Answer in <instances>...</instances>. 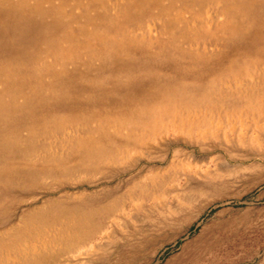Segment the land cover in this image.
I'll list each match as a JSON object with an SVG mask.
<instances>
[{
	"label": "rangeland",
	"instance_id": "rangeland-1",
	"mask_svg": "<svg viewBox=\"0 0 264 264\" xmlns=\"http://www.w3.org/2000/svg\"><path fill=\"white\" fill-rule=\"evenodd\" d=\"M0 88V264H264V0H0Z\"/></svg>",
	"mask_w": 264,
	"mask_h": 264
},
{
	"label": "bare ground",
	"instance_id": "bare-ground-1",
	"mask_svg": "<svg viewBox=\"0 0 264 264\" xmlns=\"http://www.w3.org/2000/svg\"><path fill=\"white\" fill-rule=\"evenodd\" d=\"M130 1V0H129ZM223 1V0H222ZM225 1V0H224ZM121 2V1H120ZM169 2V1H168ZM208 2V1H207ZM218 2V1H217ZM216 2V3H217ZM170 3V2H169ZM219 3H220V1H219ZM225 3V2H224ZM73 4V3H72ZM130 4V3H129ZM181 4V3H180ZM234 4V3H233ZM119 5V4H118ZM46 6V5H45ZM101 6H103V5H101ZM180 6V5H179ZM120 8V7H119ZM118 8V9H119ZM124 8V7H123ZM105 9V8H104ZM116 9V8H115ZM110 10V9H109ZM123 10V9H122ZM125 10H126V8H125ZM115 11V10H114ZM118 11V10H117ZM192 11V10H191ZM92 12V11H91ZM107 12V11H106ZM188 12H190V11H188ZM193 12V11H192ZM37 13V12H36ZM113 13V12H112ZM157 13H158V11H157ZM178 13V12H177ZM191 13V12H190ZM192 14V13H191ZM107 15V14H106ZM183 15V14H182ZM116 16V15H115ZM174 16V15H173ZM244 16V15H243ZM45 17V16H44ZM177 17V16H176ZM197 17V16H196ZM41 18V17H40ZM117 18H118V16H117ZM36 19V18H35ZM243 19V18H242ZM166 20V19H165ZM176 20V19H175ZM196 21V20H195ZM66 22V21H65ZM201 22V21H200ZM99 23V22H98ZM188 23V22H187ZM194 23V22H193ZM247 23V22H246ZM249 23V22H248ZM180 25V24H179ZM76 26V25H75ZM142 26V25H141ZM164 26V25H163ZM183 26H184V24H183ZM188 26V25H187ZM148 27V26H147ZM168 27H169V25H168ZM141 29V28H140ZM192 29V28H191ZM201 29V28H200ZM98 30V29H97ZM184 30H186L185 28H184ZM198 30V29H197ZM99 31V30H98ZM97 31V32H98ZM164 31V30H163ZM176 31V30H175ZM180 31V30H179ZM201 31V30H200ZM205 31V30H204ZM131 32V31H130ZM185 32V31H184ZM191 32H192V30H191ZM191 32H188V33H191ZM194 32V31H193ZM192 32V33H193ZM204 33V32H203ZM206 35V34H205ZM85 36H86V34H85ZM135 36V35H134ZM196 36V35H195ZM191 38H192V36H191ZM113 39V38H112ZM186 39V38H185ZM114 40V39H113ZM124 40V39H123ZM140 40H143V39H140ZM182 40V39H181ZM188 40H189V38H188ZM188 40H185V42L186 41H188ZM192 40V39H191ZM146 41V40H145ZM193 41V40H192ZM144 42V41H143ZM197 42V41H196ZM203 42V41H202ZM205 42V41H204ZM210 42H211V40H210ZM196 44V43H195ZM189 45V44H188ZM224 45V44H223ZM193 46V45H192ZM196 46V45H195ZM149 47V46H148ZM189 48V47H188ZM16 49V48H15ZM185 49V48H184ZM87 50V49H86ZM189 50V49H188ZM185 52V51H184ZM193 54V53H192ZM92 55V54H91ZM109 55V54H108ZM200 55V54H199ZM124 57H126V56H124ZM124 57H122V58H124ZM211 57V56H210ZM215 57V56H214ZM127 59H128V57H126ZM202 58V57H201ZM95 60V59H94ZM166 60V59H165ZM52 61V60H51ZM105 61V60H104ZM50 63V62H49ZM61 63V62H60ZM99 63V62H98ZM102 63V62H101ZM253 65V64H252ZM260 65V64H259ZM256 66V65H255ZM254 66V67H255ZM42 67V66H41ZM247 70L245 69V72H246ZM249 71V70H248ZM251 71V70H250ZM245 74V73H244ZM254 74V73H253ZM67 75V74H66ZM235 76V75H234ZM229 77V76H228ZM236 77V76H235ZM241 77V76H240ZM244 77H245V75H244ZM223 78V77H222ZM48 79V78H47ZM127 79V78H126ZM237 79V78H236ZM241 79H242V77H241ZM245 79V78H244ZM247 79V78H246ZM245 79V80H246ZM257 79H258V77H257ZM221 80H223V79H221ZM126 81V80H125ZM259 81H260V79H259ZM127 82V81H126ZM226 82H227V80H226ZM233 82V81H232ZM233 84V83H232ZM221 85V84H220ZM224 86V85H223ZM222 86V87H223ZM238 87H239V85H237ZM213 87V86H212ZM211 87V88H212ZM250 87V86H249ZM191 88V87H190ZM236 88V87H235ZM234 88V89H235ZM245 88V87H244ZM1 89V88H0ZM229 89V88H228ZM227 89V90H228ZM233 89V90H234ZM250 89V88H249ZM248 89V90H249ZM213 90V89H212ZM218 90V89H217ZM216 90V91H217ZM220 90V89H219ZM243 90V89H242ZM241 90V91H242ZM232 92V91H231ZM252 92V91H251ZM209 93V92H208ZM216 93V92H215ZM218 93V92H217ZM250 93V92H249ZM206 94V93H205ZM228 94V93H227ZM219 95V94H218ZM225 95V94H224ZM223 95V96H224ZM249 95V94H248ZM93 96V95H92ZM208 96V95H207ZM220 96V95H219ZM233 96V95H232ZM257 96V95H256ZM264 96V95H263ZM209 97V96H208ZM213 97V96H212ZM215 97V96H214ZM217 97V96H216ZM255 97V96H254ZM182 98V97H181ZM220 99H222L221 97H220ZM226 99V98H225ZM232 98H230V100H231ZM261 99V98H260ZM187 100V99H186ZM210 100V99H209ZM242 100H243V98H242ZM258 100V99H257ZM207 101V100H206ZM218 101V100H217ZM241 101V100H240ZM251 101V100H250ZM255 101V100H254ZM259 101V100H258ZM21 102V101H20ZM187 102V101H186ZM189 102V101H188ZM242 102V101H241ZM253 102V101H252ZM190 103V102H189ZM221 103H222V101H221ZM229 103V102H228ZM176 104V103H175ZM223 104V103H222ZM226 104V103H225ZM233 104V103H232ZM261 104V103H260ZM189 105V104H188ZM211 105H213V104H211ZM218 105V104H217ZM229 105H231V104H229ZM239 104H237V106H238ZM173 106H175L174 104H173ZM196 106V105H195ZM202 106V105H201ZM201 106H199V107H201ZM236 106V105H235ZM241 106V105H240ZM246 106V105H245ZM252 106H254V105H252ZM170 107V106H169ZM227 107V106H226ZM229 107V106H228ZM246 107H248V106H246ZM163 108H165V107H163ZM177 108V107H176ZM185 108V107H184ZM190 108V107H189ZM211 108H212V106H211ZM210 108V109H211ZM237 108V107H236ZM244 108V107H243ZM242 108V109H243ZM250 108V107H249ZM256 108V107H255ZM156 109V108H155ZM193 109V108H192ZM238 109H240V108H238ZM245 109V108H244ZM182 110V109H181ZM185 110V109H184ZM194 110V109H193ZM201 110V109H200ZM205 110V109H204ZM232 110V109H231ZM230 110V111H231ZM183 111V110H182ZM181 111V112H182ZM188 111L190 112V110L188 109ZM217 111V110H216ZM237 111V110H236ZM243 111V110H242ZM248 111V110H247ZM262 111H263V109H262ZM168 112V111H167ZM173 112V111H172ZM171 112V113H172ZM257 112H259V111H257ZM184 113V112H183ZM192 113V112H191ZM232 113V112H231ZM250 113V112H249ZM152 114H154L153 113V111H152ZM160 114V113H159ZM162 114H164V112L162 113ZM194 114V113H193ZM205 114V113H204ZM234 114V113H233ZM248 114V113H247ZM251 114V113H250ZM262 114V113H261ZM165 115H167V113L165 114ZM169 115V114H168ZM210 115V114H209ZM212 115V114H211ZM218 115V114H217ZM230 115V114H229ZM240 115V114H239ZM150 116V115H149ZM180 116V115H179ZM228 116V115H227ZM227 116H225V117H227ZM231 116V115H230ZM235 116V115H234ZM257 116V115H256ZM59 118V117H58ZM161 118V117H160ZM201 118V117H200ZM204 118V117H203ZM61 119V118H60ZM152 119V118H151ZM202 119V118H201ZM228 119V118H227ZM226 119V120H227ZM264 119V118H263ZM169 120V119H168ZM212 120H213V118H212ZM224 120V119H223ZM237 120V119H236ZM251 120V119H250ZM249 120V121H250ZM262 120V119H261ZM64 121V120H63ZM204 121V120H203ZM264 121V120H263ZM56 122V121H55ZM101 122V121H100ZM105 122V121H104ZM155 122H156V120H155ZM208 122V121H207ZM217 122H218V120H217ZM82 123V122H81ZM188 123V122H187ZM239 123V122H238ZM241 123H242V120H241ZM55 124V123H54ZM77 124V123H76ZM85 124V123H84ZM96 124V123H95ZM198 124V123H197ZM72 125V124H71ZM106 125V124H105ZM190 125V124H189ZM203 125V124H202ZM217 125H218V123H217ZM239 125V124H238ZM74 126V125H73ZM96 126V125H95ZM110 126V125H109ZM130 126V125H129ZM232 126H233V124H232ZM231 126V127H232ZM63 127V126H62ZM68 127V126H67ZM89 127V126H88ZM93 127V126H92ZM97 127H99V126H97ZM115 127V126H114ZM187 127V126H186ZM185 127V128H186ZM218 127V126H217ZM258 127V126H257ZM64 128V127H63ZM94 128V127H93ZM107 128H109V127H107ZM132 128H136L135 126L134 127H132ZM147 128V127H146ZM145 128V129H146ZM162 128V127H161ZM218 128H220V127H218ZM59 129V128H58ZM66 129H68V128H66ZM83 129V128H82ZM121 129V128H120ZM155 129H156V127H155ZM217 129V128H216ZM221 129V128H220ZM239 129V128H238ZM64 130V129H63ZM90 130V129H89ZM152 130V129H151ZM154 130V129H153ZM166 130V129H165ZM187 130V129H186ZM194 130V129H193ZM74 131V130H73ZM94 131V130H93ZM143 131V130H142ZM251 131V130H250ZM103 132H104V130H103ZM136 132V131H135ZM141 132V131H140ZM154 132V131H153ZM182 132V131H181ZM56 133V132H55ZM70 133V132H69ZM68 133V134H69ZM102 133V132H101ZM130 133V132H129ZM133 133V132H132ZM138 133V132H137ZM142 133V132H141ZM169 133V132H168ZM197 133V132H196ZM25 134V133H24ZM28 134V133H27ZM26 134V135H27ZM80 134V133H79ZM161 134V133H160ZM170 134V133H169ZM239 134H241V133H239ZM62 135V134H61ZM89 135V134H88ZM149 135V134H148ZM168 135V134H167ZM174 135V134H173ZM212 135V134H211ZM215 135V134H214ZM219 135V134H218ZM230 135V134H229ZM25 136V135H24ZM57 136V135H56ZM55 136V137H56ZM90 136H92L91 134H90ZM224 136H226V135H224ZM256 136V135H255ZM54 137V136H53ZM146 137V136H145ZM161 137V136H160ZM168 137V136H167ZM236 137H238V136H236ZM58 138H59V136H58ZM62 138H63V136H62ZM70 138V137H69ZM86 138V137H85ZM90 138V137H89ZM120 138V137H119ZM142 138V137H141ZM170 138V137H169ZM224 138V137H223ZM53 139V138H52ZM92 139H93V137H92ZM135 139H136V137H135ZM138 139V138H137ZM167 139V138H166ZM173 139V138H172ZM216 139V138H215ZM42 140V139H41ZM49 140V139H48ZM71 140V139H70ZM77 140V139H76ZM90 140V139H89ZM199 140V139H198ZM197 140V141H198ZM256 140V139H255ZM31 141V140H30ZM35 141V140H34ZM213 141V140H212ZM258 141V140H257ZM32 142V141H31ZM48 142V141H47ZM64 142H65V139H64ZM71 142V141H70ZM78 142V141H77ZM145 142V141H144ZM36 143V142H35ZM68 143V142H67ZM73 143V142H72ZM76 143V142H75ZM201 143V142H200ZM24 144V143H23ZM65 144V143H64ZM217 144V143H216ZM20 145V144H19ZM51 145V144H50ZM110 145V144H109ZM114 145V144H113ZM139 145V144H138ZM166 145V144H165ZM201 145H203V144H201ZM259 145V144H258ZM263 145V144H262ZM22 146V145H21ZM61 147H62V144H61ZM135 147H137V146H134V147H132V148H135ZM46 148V147H45ZM49 148V147H48ZM174 148V147H173ZM184 148V147H183ZM201 148V147H200ZM223 148V147H222ZM119 149V148H118ZM128 149V148H127ZM155 149V148H154ZM175 149V148H174ZM114 150H115V147H114ZM124 150V149H123ZM136 150V149H135ZM141 150H143L142 148H141ZM157 150V149H156ZM190 150V149H189ZM260 150V149H259ZM45 151V150H44ZM50 151V150H49ZM69 151V150H68ZM71 151V150H70ZM109 151H111V150H109ZM109 151H108V153H109ZM116 152H117V150H115ZM131 151V150H130ZM231 151V150H230ZM37 152V151H36ZM46 152V151H45ZM55 152V151H54ZM67 152V151H66ZM167 152V151H166ZM50 153V152H49ZM97 153H98V151H97ZM132 153V152H131ZM136 153V152H135ZM134 153V154H135ZM239 153V152H238ZM58 154V153H57ZM68 154V153H67ZM99 154V153H98ZM110 154H111V152H110ZM39 155V154H38ZM130 155V154H129ZM245 155V154H244ZM247 155H248V153H247ZM30 156H31V154H30ZM195 156V155H194ZM255 156V155H254ZM22 157H23V155H22ZM29 157V156H28ZM43 157H44V155H43ZM49 157V156H48ZM56 157V156H55ZM66 157V156H65ZM129 157V156H128ZM196 157V156H195ZM213 157V156H212ZM263 157V156H262ZM33 158V157H32ZM41 158V157H40ZM50 158V157H49ZM58 158V157H57ZM63 158V157H62ZM66 158H68V157H66ZM90 158H91V156H90ZM101 158H103L102 156H101ZM200 157H198V159H199ZM201 158H203V157H201ZM207 158V157H206ZM210 158V157H209ZM208 158V159H209ZM225 158V157H224ZM256 158V157H255ZM254 158V159H255ZM52 159H54V158H52ZM92 159V158H91ZM105 159V158H104ZM107 159V158H106ZM118 159V158H117ZM27 160V159H26ZM34 160V159H33ZM36 160V159H35ZM55 160V159H54ZM60 160V159H59ZM89 160V159H88ZM154 160V159H153ZM158 160V159H157ZM200 160V159H199ZM45 161V164L44 165H48V163H49V161H51V160H49L48 161V159L47 160H44ZM107 161V160H106ZM204 161V160H203ZM39 162H40V160H39ZM170 162V161H169ZM32 163H34V162H32ZM41 163V162H40ZM55 163V162H54ZM96 163V162H95ZM94 163V164H95ZM97 163H99V162H97ZM121 165V164H120ZM85 167H87L86 165H84ZM227 166V165H226ZM243 166V165H242ZM96 167V166H95ZM238 167V166H237ZM94 168V167H93ZM99 168V167H98ZM160 168V167H159ZM163 168V167H162ZM161 168V169H162ZM96 169H97V167H96ZM229 169V168H228ZM98 170V169H97ZM132 171V170H131ZM135 171V170H134ZM193 171V170H192ZM251 171H252V169H251ZM73 172V171H72ZM71 172V173H72ZM243 172V171H242ZM128 173V172H127ZM182 173V172H181ZM237 173V172H236ZM235 173V174H236ZM45 175H51L49 172H45L44 173ZM74 175V174H73ZM76 175V174H75ZM264 175V174H263ZM38 176V175H37ZM173 176V175H172ZM41 177V176H40ZM42 177H44L43 175H42ZM115 177H117V176H115ZM153 177V176H152ZM259 177V176H258ZM50 178V177H49ZM52 178V177H51ZM72 179V178H71ZM135 179V178H134ZM261 179V178H260ZM69 180V179H68ZM136 180V179H135ZM141 180H142V178H141ZM262 180H263V178H262ZM40 182V181H39ZM53 182V181H52ZM72 182H74V181H72ZM249 182V181H248ZM37 183V182H36ZM59 183V182H58ZM64 184V183H63ZM251 184V183H250ZM253 184V183H252ZM43 185V184H42ZM62 185V184H61ZM87 185V184H86ZM39 186V185H38ZM47 186V185H46ZM67 186V185H66ZM51 187H53V185H51ZM72 187H74V186H72ZM40 188V187H39ZM42 188V187H41ZM84 188V187H83ZM120 188V187H119ZM118 187H117V189H119ZM45 189V188H44ZM46 189H47V187H46ZM60 189V188H59ZM70 189V188H69ZM76 189V188H75ZM57 190V189H56ZM47 191V190H46ZM61 191V190H60ZM150 191V190H149ZM32 192H34V191H32ZM110 192V191H109ZM127 193V192H126ZM107 195V194H106ZM126 196V195H125ZM139 196H141V195H139ZM138 196V197H139ZM69 197V196H68ZM137 197V196H136ZM59 198V197H58ZM66 198H67V196H66ZM116 199H117V197H116ZM121 199H123V198H121ZM63 200V199H62ZM65 200V199H64ZM99 200V199H98ZM128 200V199H127ZM61 201V200H60ZM27 202V201H26ZM262 202V201H261ZM22 203V202H21ZM62 203V202H61ZM73 203V202H72ZM121 203V202H120ZM127 204V203H126ZM1 205V204H0ZM21 205V204H20ZM58 205V204H57ZM114 205V204H113ZM113 205H112V207H113ZM117 205V204H116ZM118 205H120V204H118ZM123 205V204H122ZM121 205V206H122ZM29 206V205H28ZM47 206V205H46ZM55 206V205H54ZM18 207V206H17ZM53 207V206H52ZM111 207V208H112ZM116 207V206H115ZM114 207V208H115ZM258 207V206H257ZM78 208V207H77ZM110 208V209H111ZM118 207H116V209H117ZM17 209V208H16ZM47 209V208H46ZM49 209V208H48ZM65 209V208H64ZM258 209V208H257ZM62 210V209H61ZM98 210V209H97ZM259 210V209H258ZM41 211V210H40ZM100 211V210H99ZM119 211V210H118ZM98 212V211H97ZM250 212V211H249ZM52 213V212H51ZM82 213V212H81ZM83 213H84V211H83ZM100 213V212H99ZM122 213V212H121ZM120 213V214H121ZM55 214V213H54ZM68 214H70V213H68ZM67 214V215H68ZM250 215V214H249ZM257 215V214H256ZM53 216V215H52ZM62 216V215H61ZM94 216V215H93ZM258 216V215H257ZM40 217V216H39ZM251 217V216H250ZM254 217V216H253ZM260 217V216H259ZM62 218V217H61ZM242 218V217H241ZM261 218V217H260ZM64 219V218H63ZM84 219V218H83ZM81 220V219H80ZM86 220V219H85ZM94 220V219H93ZM224 220V219H223ZM236 220V219H235ZM238 220V219H237ZM241 220V219H240ZM42 221V220H41ZM55 221V220H54ZM254 221V220H253ZM264 221V220H263ZM40 222V221H39ZM43 222V221H42ZM77 222V221H76ZM83 222V221H82ZM90 222V221H89ZM108 222V221H107ZM243 222V221H242ZM41 223V222H40ZM69 223H71V222H69ZM78 223V222H77ZM223 223V222H222ZM233 223V222H232ZM240 223V222H239ZM249 223V222H248ZM32 224V223H31ZM39 224V223H38ZM72 225V224H71ZM75 225V224H74ZM81 225H82V223H81ZM86 225V224H85ZM109 225V224H108ZM27 226V225H26ZM40 226V225H39ZM52 226V225H51ZM60 226V225H59ZM90 226V225H89ZM43 227H44V225H43ZM49 227V226H48ZM76 227V226H75ZM225 227H226V225H225ZM235 227H237V226H235ZM45 228V227H44ZM55 228H56V226H55ZM74 228V227H73ZM86 228V227H85ZM53 229H54V227H53ZM72 229V228H71ZM75 229V228H74ZM234 229V228H233ZM51 230V229H50ZM61 230V229H60ZM87 230V229H86ZM46 231V230H45ZM102 231V230H101ZM15 232V231H14ZM56 232V231H55ZM80 232V231H79ZM91 232V231H90ZM100 232V231H99ZM6 233V232H5ZM13 233V232H12ZM40 233V232H39ZM45 233V232H44ZM70 233V232H69ZM73 233V232H72ZM10 234V233H9ZM31 234H32V232H31ZM46 234V233H45ZM78 234V233H77ZM82 234V233H81ZM42 235H43V233H42ZM63 235V234H62ZM86 236H87V234H85ZM8 236V235H7ZM12 236V235H11ZM13 236H15V235H13ZM40 236V235H39ZM30 237V236H29ZM38 237V236H37ZM77 237V236H76ZM16 238H18V237H16ZM27 238V237H26ZM31 238V237H30ZM41 238V237H40ZM43 238V237H42ZM49 238V237H48ZM3 239V238H2ZM1 239V240H2ZM10 239V238H9ZM21 239V238H20ZM46 239V238H45ZM52 239V238H51ZM53 239H54V236H53ZM69 239V238H68ZM73 239V238H72ZM83 239V238H82ZM85 239V238H84ZM81 240V239H80ZM79 240V241H80ZM3 241V240H2ZM17 241V240H16ZM25 241V240H24ZM30 241V240H29ZM94 241V240H93ZM7 242V241H6ZM65 242V241H64ZM68 242V241H67ZM71 242V241H70ZM81 242H82V240H81ZM2 243V242H1ZM25 243V242H24ZM23 243V244H24ZM31 243V242H30ZM38 243V242H37ZM36 243V244H37ZM62 243V242H61ZM207 243V242H206ZM20 244V243H19ZM18 244V245H19ZM34 244V243H33ZM57 244H59L58 243V241H57ZM75 244H77V243H75ZM88 244V243H87ZM60 245V244H59ZM69 245V244H68ZM17 246V245H16ZM55 246V245H54ZM86 246V245H85ZM3 247V246H2ZM20 247V246H19ZM40 247V246H39ZM71 247V246H70ZM69 247V248H70ZM91 247V246H90ZM98 247V246H97ZM77 248V247H76ZM41 249V248H40ZM55 249V248H54ZM66 249V248H65ZM75 249V248H74ZM89 249V248H88ZM13 250V249H12ZM42 250V249H41ZM79 251L80 250H82V249H78ZM201 250V249H200ZM8 251V250H7ZM14 251V250H13ZM30 251V250H29ZM57 251V250H56ZM71 251V250H70ZM69 251V252H70ZM94 251V250H93ZM92 251V252H93ZM62 252V251H61ZM72 252V251H71ZM81 252V251H80ZM9 253H11L10 251H9ZM38 253V252H37ZM75 253V252H74ZM91 253V252H90ZM3 254V253H2ZM33 254V253H32ZM48 254V253H47ZM82 254H84V253H82ZM86 254V253H85ZM27 256V255H26ZM33 256V255H32ZM50 256V255H49ZM76 256V255H75ZM82 256V255H81ZM85 256V255H84ZM17 257V256H16ZM21 257V256H20ZM34 257H36V256H34ZM68 257V256H67ZM86 257V256H85ZM2 258V257H1ZM31 258V257H30ZM12 259V258H11ZM14 259V258H13ZM36 259V258H35ZM75 259V258H74ZM17 260H18V258H17ZM51 260V259H50ZM63 260V259H62ZM68 260V259H67ZM8 261V260H7ZM79 261V260H78ZM24 262V261H23ZM26 262V261H25ZM29 262V261H28ZM38 262V261H37ZM42 262V261H41ZM52 262V261H51ZM76 262V261H75ZM48 263V262H47ZM64 262H62V264H63ZM67 263V262H66ZM9 264V263H8ZM26 264V263H25ZM37 264V263H36Z\"/></svg>",
	"mask_w": 264,
	"mask_h": 264
}]
</instances>
